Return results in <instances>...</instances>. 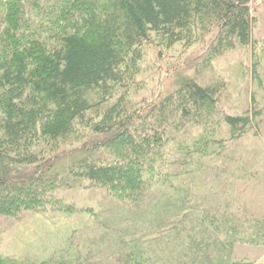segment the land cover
Returning a JSON list of instances; mask_svg holds the SVG:
<instances>
[{
	"label": "trees",
	"instance_id": "1",
	"mask_svg": "<svg viewBox=\"0 0 264 264\" xmlns=\"http://www.w3.org/2000/svg\"><path fill=\"white\" fill-rule=\"evenodd\" d=\"M252 5L0 0V217L49 211L70 216L75 206L60 191L71 184L102 191L142 218L158 215L156 199L147 202L153 194L165 191L170 203L156 226L141 230L140 221L119 229L105 262L87 243L73 247L72 232L56 256L32 260L0 253V264H202L209 258L264 264L229 258L236 245L264 249V216L220 202L207 189L215 179L202 187L196 181L225 157L229 144L251 132L257 136L264 110L226 114L220 108L225 83L198 76L181 77L169 93L138 98L146 52L161 55L177 45L204 44L199 70L251 48L253 78L262 88Z\"/></svg>",
	"mask_w": 264,
	"mask_h": 264
},
{
	"label": "rangeland",
	"instance_id": "2",
	"mask_svg": "<svg viewBox=\"0 0 264 264\" xmlns=\"http://www.w3.org/2000/svg\"><path fill=\"white\" fill-rule=\"evenodd\" d=\"M254 14L258 18L256 38L259 40L260 67L258 75L262 88H258L253 78L252 51L236 49L218 57L205 70L202 66L206 52L204 44H196L190 48L177 45L169 51L158 55L156 50L146 52L141 63L139 82L143 88L138 98L148 99L165 91L169 93L177 88L181 77H197L207 81L221 80L226 85L220 108L226 114L238 115L246 110H264V6L260 1L252 0ZM256 96L254 103L253 96ZM257 136L250 135L235 144H229L225 157L209 168L205 177L196 179L198 183H212L210 189L220 202H235L248 210V215L264 216V111L258 119ZM222 137H227V129L222 125ZM221 136V135H220ZM231 162V164H230ZM205 166L206 163H205ZM217 178V179H216ZM220 181H223L220 183ZM73 187V188H71ZM207 187V186H204ZM222 191H224L222 193ZM165 191L153 194L158 215L150 213L141 217L140 212H130L118 204H114L107 195L99 190H84L83 186L71 184L70 188L60 191L65 202L72 203L74 211L70 216L49 211L45 214L24 213L17 218L0 217V253L23 259H46L58 255L66 246L73 234V247L87 243L96 252L95 258L105 262L114 252L115 241L119 238L118 230L127 225H140L141 230L150 229L161 223V211L170 204ZM160 201V202H158ZM158 202V203H157ZM152 204V205H155ZM90 209V214L86 210ZM159 209V210H158ZM160 213V214H159ZM92 215L100 225L92 224ZM165 215V214H164ZM165 218L166 215L164 216ZM129 223V224H127ZM133 223V224H132ZM139 227V226H138ZM136 230V229H135ZM228 254L226 253V256ZM230 260H244L250 263L264 262V249L245 245H236L230 252ZM209 258L202 264H218L217 259ZM221 261V259H219ZM226 260V259H225Z\"/></svg>",
	"mask_w": 264,
	"mask_h": 264
}]
</instances>
